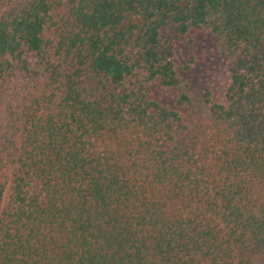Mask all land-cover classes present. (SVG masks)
I'll return each mask as SVG.
<instances>
[{
    "label": "trees",
    "instance_id": "1",
    "mask_svg": "<svg viewBox=\"0 0 264 264\" xmlns=\"http://www.w3.org/2000/svg\"><path fill=\"white\" fill-rule=\"evenodd\" d=\"M4 96L0 264H264V0H0Z\"/></svg>",
    "mask_w": 264,
    "mask_h": 264
},
{
    "label": "rangeland",
    "instance_id": "2",
    "mask_svg": "<svg viewBox=\"0 0 264 264\" xmlns=\"http://www.w3.org/2000/svg\"><path fill=\"white\" fill-rule=\"evenodd\" d=\"M191 40L184 42L181 58L184 64L189 63L191 69L186 74L191 89L198 91L201 86L210 89L214 102H223L224 92L228 84L226 59L216 53V40L204 33L192 34ZM195 91V92H196ZM178 90L153 85L150 98L167 108L174 107V97ZM8 96L0 99V117L5 109Z\"/></svg>",
    "mask_w": 264,
    "mask_h": 264
}]
</instances>
